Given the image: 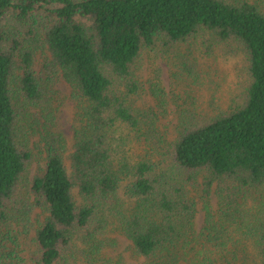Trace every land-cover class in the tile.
<instances>
[{
	"label": "trees",
	"instance_id": "trees-1",
	"mask_svg": "<svg viewBox=\"0 0 264 264\" xmlns=\"http://www.w3.org/2000/svg\"><path fill=\"white\" fill-rule=\"evenodd\" d=\"M221 42L248 79L224 106L192 59ZM155 50L192 88L172 137ZM119 237L144 264L264 261V0H0V264H114Z\"/></svg>",
	"mask_w": 264,
	"mask_h": 264
},
{
	"label": "rangeland",
	"instance_id": "rangeland-1",
	"mask_svg": "<svg viewBox=\"0 0 264 264\" xmlns=\"http://www.w3.org/2000/svg\"><path fill=\"white\" fill-rule=\"evenodd\" d=\"M226 44V45H225ZM238 47L234 43L221 42L218 43L214 54L207 55L205 50V44L201 45V50H193L192 59H198L199 62L203 63L198 67L202 72V85L195 86L194 89L202 95L204 100L211 99L215 100L221 106L227 105L231 96L242 97L244 88L248 84V79L246 76V71L244 70L245 58L242 51L237 52ZM163 54L159 50L155 51H145L143 54L142 63L140 70V77L142 82L148 87L150 85H156L161 83V86L167 88V92L170 94L169 103L167 105V113L165 116H161L166 119V122L170 125L171 137L174 136V123L175 118L179 117L177 113V107L183 101H188L189 98L187 94L191 93V87L187 86L186 83H180L177 85L174 75L182 70V61L176 60L173 55ZM186 75V74H183ZM60 88V87H59ZM64 94H68L69 90L65 86H61ZM180 97L178 98V96ZM241 98H236L235 100H240ZM148 101V99H145ZM155 104V103H153ZM181 105V104H180ZM71 103L64 109L63 113L59 115V120L62 124L70 131V127L73 120V110ZM39 168V159L30 166L29 171L25 176V181L27 183L23 186L28 185L33 177L36 175ZM216 202L215 199L213 203ZM212 203V204H213ZM203 206L200 205V209ZM203 216L201 213L198 220V228L203 227ZM119 239L118 247L108 248L105 251V257L110 259L108 261L114 264H144V260L133 254L131 249L128 247L126 241L121 237ZM26 254L31 257L36 250V246L32 243V240H27L25 243ZM251 256L246 261H238L234 264H263V259L259 255L258 250L251 247ZM106 259V260H107ZM102 264V263H100Z\"/></svg>",
	"mask_w": 264,
	"mask_h": 264
}]
</instances>
